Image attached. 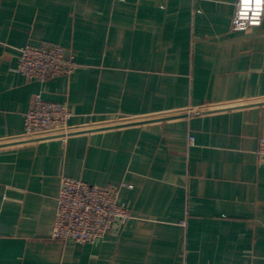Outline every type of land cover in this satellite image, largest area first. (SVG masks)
Masks as SVG:
<instances>
[{
  "label": "crops",
  "instance_id": "1",
  "mask_svg": "<svg viewBox=\"0 0 264 264\" xmlns=\"http://www.w3.org/2000/svg\"><path fill=\"white\" fill-rule=\"evenodd\" d=\"M235 2L0 0V264H264V14L232 31ZM27 44L77 67L26 81ZM36 94L71 113L65 143L24 140ZM63 176L122 184L125 226L53 240Z\"/></svg>",
  "mask_w": 264,
  "mask_h": 264
},
{
  "label": "built area",
  "instance_id": "2",
  "mask_svg": "<svg viewBox=\"0 0 264 264\" xmlns=\"http://www.w3.org/2000/svg\"><path fill=\"white\" fill-rule=\"evenodd\" d=\"M244 0H236L230 29L243 32L262 23L264 5L261 6L260 24L251 23L252 11L243 7ZM247 13V19L240 16ZM244 25L243 30L239 26ZM77 67L74 55L57 44L40 46L25 45L18 49L14 71L26 81L43 83L61 76L70 75ZM225 108V107H222ZM220 108V109H222ZM219 108H195L194 113ZM71 113L64 104L45 101L40 95L33 96L29 109L23 116L25 141L56 138L67 141L72 129L69 126ZM132 122V118L124 120ZM193 141L189 138V143ZM258 163L264 167V138L258 139L256 150ZM123 185L97 187L81 180L61 177L55 199V215L51 238L61 242L94 245L108 235L119 232L130 219L127 206L120 201Z\"/></svg>",
  "mask_w": 264,
  "mask_h": 264
},
{
  "label": "clouds",
  "instance_id": "3",
  "mask_svg": "<svg viewBox=\"0 0 264 264\" xmlns=\"http://www.w3.org/2000/svg\"><path fill=\"white\" fill-rule=\"evenodd\" d=\"M264 5V0H244L243 7L245 9H250L252 11L251 23L255 25L260 24L261 6ZM240 16L247 19V13L241 12ZM244 25L239 26V30H243Z\"/></svg>",
  "mask_w": 264,
  "mask_h": 264
}]
</instances>
